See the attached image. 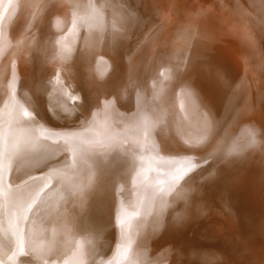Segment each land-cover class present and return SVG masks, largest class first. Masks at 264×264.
<instances>
[{"label": "bare ground", "instance_id": "1", "mask_svg": "<svg viewBox=\"0 0 264 264\" xmlns=\"http://www.w3.org/2000/svg\"><path fill=\"white\" fill-rule=\"evenodd\" d=\"M211 1L0 0V264H264V0L182 54Z\"/></svg>", "mask_w": 264, "mask_h": 264}, {"label": "rangeland", "instance_id": "2", "mask_svg": "<svg viewBox=\"0 0 264 264\" xmlns=\"http://www.w3.org/2000/svg\"><path fill=\"white\" fill-rule=\"evenodd\" d=\"M43 1L44 2H50V0H43ZM160 1L163 2V0H160ZM195 1H198V0H191V5H194V3H196ZM234 4H236V5L238 4V6H236L234 8H230V7L226 6V3H225L224 0H212L210 2V6L206 7V9H202V10L198 9V12L195 11V10H193V12H192V9H190L191 11L188 10L186 12V16H187V19L185 20L186 23H184L180 28L174 30L173 34H172L174 39H175V43L177 44V41L179 42L178 43L179 45L177 44L179 46L178 47L179 51L182 54H184V52L186 54L188 52H191V51L194 52L195 50H201L203 53L206 54V51L207 52L209 51L210 54L207 53V55L210 57V59H208V60H213L215 57H216L215 59H217V58L219 59V55H221V52L223 51L222 45L220 43V38H219L221 27L222 28L224 27L225 30H227V28H228L227 27L228 26V24H227L228 20L235 18V16H231V17H230V15L228 16V12L231 13V12H233L234 9L235 10L238 9L240 11L242 9H244L243 8V3L236 2ZM240 6H242V8ZM1 9H2V11L5 10V8H1ZM225 10H226V12H224ZM242 11H244V10H242ZM225 13H227V14H225ZM9 19L10 18L8 16L7 17V21H6V26H8V24H9V21H10ZM249 24H250V22H249ZM189 37H191V38H189ZM182 40L183 41L185 40V43L182 44V42H183ZM187 40H189V42ZM198 40H199L200 43H198ZM180 43H181L182 47H180ZM194 45H196V46H194ZM203 45H204L205 48L203 47ZM186 46H188V48ZM216 46L218 47V49L221 48V50H218L216 48ZM194 47L195 48L197 47V48L195 49ZM209 47H210V50H209ZM182 48H184L186 51L184 49H182ZM218 51H220V52L219 53H215V52H218ZM186 54H184V55H186ZM249 76H250V73H247V71H246L244 79L250 78ZM102 141L103 140H100V139L97 140L96 139V141L94 140L92 142V144L99 145V144H101ZM40 172L41 173H40V176L37 178V186H36L35 189H37V188L39 189L40 186L42 188L43 187H48V186L56 183V180H50L49 178H47V176H46L47 174H46L45 171H42V169H40ZM20 180H22V175L19 176L15 180V183L13 184V186H15V184H18L20 182ZM59 205H61V204H59ZM21 210L22 209L17 210L18 212H20V215H21L20 216L21 219L19 218V229H20L21 239L25 240L28 237V234H30V231H29V227H27V224H28V222H27L28 219H26L27 216L25 217L23 214H28V212H27V209H26L25 213H24V209L22 211ZM20 222H22V223H20ZM40 222H37V223H40V224H37V226L39 228V229H37V231H41V232L45 231V234H46V232L53 227V225H52L53 223L51 224V222L48 221V219H46V218H45V220L43 219V221H40ZM41 225H42L43 228L41 227ZM40 228H42L43 230L40 229ZM41 246L44 248L45 243L41 244ZM129 260H132V261L135 260L134 251L131 252V254L129 256Z\"/></svg>", "mask_w": 264, "mask_h": 264}, {"label": "snow or ice", "instance_id": "3", "mask_svg": "<svg viewBox=\"0 0 264 264\" xmlns=\"http://www.w3.org/2000/svg\"><path fill=\"white\" fill-rule=\"evenodd\" d=\"M71 99H76V98H71ZM24 117H28L29 116V113L28 112H24L23 113ZM254 135V134H253ZM151 148V146H150ZM186 159V158H185ZM8 167V160H7V157L4 153V150H3V139H2V133H0V199H2L4 197V190H5V171H6V168ZM193 168L196 167V165H192ZM187 171H191V169H188ZM183 177H178L177 178V183L179 182V179H182ZM0 215H3V212L2 210H0ZM3 221H0V223H2ZM12 235L14 236V238L16 239L17 241V248L19 247V238H20V234L19 232H15V233H12ZM19 255L22 257L24 255H27V253H24V252H20Z\"/></svg>", "mask_w": 264, "mask_h": 264}]
</instances>
